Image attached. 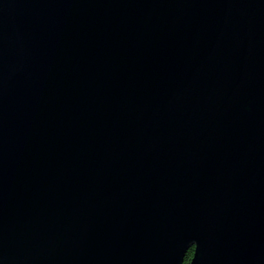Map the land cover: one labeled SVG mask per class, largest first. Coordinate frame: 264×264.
Segmentation results:
<instances>
[{"label":"water","instance_id":"95a60500","mask_svg":"<svg viewBox=\"0 0 264 264\" xmlns=\"http://www.w3.org/2000/svg\"><path fill=\"white\" fill-rule=\"evenodd\" d=\"M264 264V0H0V264Z\"/></svg>","mask_w":264,"mask_h":264},{"label":"trees","instance_id":"16d2710c","mask_svg":"<svg viewBox=\"0 0 264 264\" xmlns=\"http://www.w3.org/2000/svg\"><path fill=\"white\" fill-rule=\"evenodd\" d=\"M192 257H193V249L188 252L185 264H190Z\"/></svg>","mask_w":264,"mask_h":264}]
</instances>
